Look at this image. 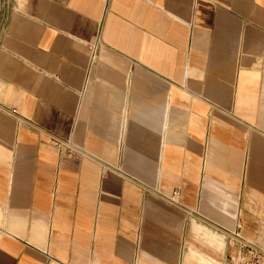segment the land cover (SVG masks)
Returning a JSON list of instances; mask_svg holds the SVG:
<instances>
[{
  "label": "crops",
  "instance_id": "crops-1",
  "mask_svg": "<svg viewBox=\"0 0 264 264\" xmlns=\"http://www.w3.org/2000/svg\"><path fill=\"white\" fill-rule=\"evenodd\" d=\"M237 221L264 250V0H0V264H223Z\"/></svg>",
  "mask_w": 264,
  "mask_h": 264
},
{
  "label": "built area",
  "instance_id": "built-area-1",
  "mask_svg": "<svg viewBox=\"0 0 264 264\" xmlns=\"http://www.w3.org/2000/svg\"><path fill=\"white\" fill-rule=\"evenodd\" d=\"M12 109V113H15ZM179 188H174L167 199L176 202ZM241 222L237 221L235 227L227 232L226 244L237 249L235 254L226 256L223 264H264V250L242 237Z\"/></svg>",
  "mask_w": 264,
  "mask_h": 264
}]
</instances>
